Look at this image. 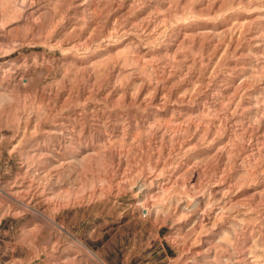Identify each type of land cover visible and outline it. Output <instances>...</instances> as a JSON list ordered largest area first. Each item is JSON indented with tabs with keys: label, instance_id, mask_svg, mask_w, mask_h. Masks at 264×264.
<instances>
[{
	"label": "rangeland",
	"instance_id": "obj_1",
	"mask_svg": "<svg viewBox=\"0 0 264 264\" xmlns=\"http://www.w3.org/2000/svg\"><path fill=\"white\" fill-rule=\"evenodd\" d=\"M0 264H264V0H0Z\"/></svg>",
	"mask_w": 264,
	"mask_h": 264
}]
</instances>
